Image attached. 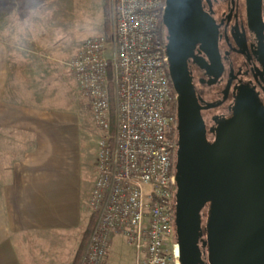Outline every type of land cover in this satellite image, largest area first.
<instances>
[{
	"label": "built area",
	"instance_id": "obj_1",
	"mask_svg": "<svg viewBox=\"0 0 264 264\" xmlns=\"http://www.w3.org/2000/svg\"><path fill=\"white\" fill-rule=\"evenodd\" d=\"M163 0H113L112 47L83 41L68 64L102 136L89 198L95 228L81 264H103L120 236L144 264H180L173 227L176 94L165 49L156 38ZM109 85L114 131L110 134Z\"/></svg>",
	"mask_w": 264,
	"mask_h": 264
},
{
	"label": "crops",
	"instance_id": "obj_2",
	"mask_svg": "<svg viewBox=\"0 0 264 264\" xmlns=\"http://www.w3.org/2000/svg\"><path fill=\"white\" fill-rule=\"evenodd\" d=\"M16 1L15 13L29 11ZM24 22L0 40V264H74L64 256L91 218L98 141L93 157L77 101L92 118L89 100L70 70L75 89H59L72 80L57 64L58 39L43 49L21 33ZM121 241L113 237L110 247Z\"/></svg>",
	"mask_w": 264,
	"mask_h": 264
},
{
	"label": "water",
	"instance_id": "obj_3",
	"mask_svg": "<svg viewBox=\"0 0 264 264\" xmlns=\"http://www.w3.org/2000/svg\"><path fill=\"white\" fill-rule=\"evenodd\" d=\"M179 7L180 0H166L163 11L176 94L173 227L179 263L264 264V132L238 101L222 143L215 148L208 141L185 63L197 42L194 13Z\"/></svg>",
	"mask_w": 264,
	"mask_h": 264
},
{
	"label": "flooded vegetation",
	"instance_id": "obj_4",
	"mask_svg": "<svg viewBox=\"0 0 264 264\" xmlns=\"http://www.w3.org/2000/svg\"><path fill=\"white\" fill-rule=\"evenodd\" d=\"M182 4L194 13L197 42L185 63L208 141L215 148L222 143L238 101L264 132V0H180V9ZM156 38L165 50L172 40L163 13ZM168 68L166 63L172 86Z\"/></svg>",
	"mask_w": 264,
	"mask_h": 264
},
{
	"label": "rangeland",
	"instance_id": "obj_5",
	"mask_svg": "<svg viewBox=\"0 0 264 264\" xmlns=\"http://www.w3.org/2000/svg\"><path fill=\"white\" fill-rule=\"evenodd\" d=\"M23 2L24 3L20 5L21 8L26 6V9L29 11L19 15L14 12V9L19 7L16 0H0V40L4 37L17 35V22L19 18H21L23 22L26 21L24 23L27 25V29L23 31L20 29L21 33H23L25 38L28 36L40 40L43 49L46 47H53L55 43L54 40L58 39L56 42L58 47L54 50L55 56L60 58L57 64L59 67L68 71V64L72 57L76 56L78 53L77 50L80 48L82 42L89 37H104L106 44L105 52L107 56L110 55L109 52L112 47L113 36V0L111 3L110 16L107 14L108 10L104 0H23ZM68 75L69 80L72 81L66 84V81L63 80L59 84V89H75L76 83L72 78L71 72ZM77 101L83 112L80 116L81 122L86 126V129H88V145L91 156L93 155L94 157L96 143L101 138L102 131L98 129L92 118L89 117V109L84 105L85 100L81 99ZM109 105V132L112 134L114 131V98L112 85H109ZM96 217V214L91 209V218L89 224H87L88 226L90 225L89 232L86 231L88 226L86 227L85 224L83 228L80 229V236L77 240V243L82 242L80 246L76 241H70V245L67 247L68 252L64 256L65 262H67L68 257L72 255L74 264L82 263L90 236L95 228ZM84 235H86L87 239L80 241L81 236L83 238ZM126 244L122 241L116 242L114 245L112 243L113 246L111 245L103 264H144V250H141L140 253H136L132 246ZM73 249H77L75 253ZM71 252H73V254H71Z\"/></svg>",
	"mask_w": 264,
	"mask_h": 264
},
{
	"label": "trees",
	"instance_id": "obj_6",
	"mask_svg": "<svg viewBox=\"0 0 264 264\" xmlns=\"http://www.w3.org/2000/svg\"><path fill=\"white\" fill-rule=\"evenodd\" d=\"M105 1V5H106V8H107V14H109V16L111 15V3H112V0H104ZM106 14V15H107ZM107 33V32H106ZM170 137L172 138V140L174 142H176V129L174 130V132H172V134L170 135ZM174 172V170H173ZM173 195H174V189H173ZM90 226V225H89ZM89 226L87 227L86 231L89 232ZM87 237L86 235L83 236L82 238V241L86 240ZM82 243V242H81ZM82 246V245H81Z\"/></svg>",
	"mask_w": 264,
	"mask_h": 264
}]
</instances>
